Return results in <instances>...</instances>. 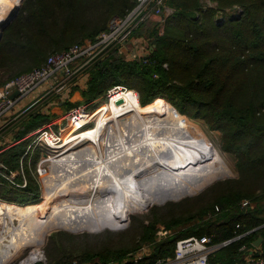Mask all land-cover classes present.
Masks as SVG:
<instances>
[{"label":"trees","instance_id":"16d2710c","mask_svg":"<svg viewBox=\"0 0 264 264\" xmlns=\"http://www.w3.org/2000/svg\"><path fill=\"white\" fill-rule=\"evenodd\" d=\"M211 1L214 5L205 7L202 0H166L174 11L157 21L155 18H163L164 12L151 16L132 34L150 36L154 50L129 59L117 47L112 48L88 68V87L81 92L94 100L121 79L139 91L146 104L138 99L142 109L159 100L179 115L181 112L203 119L211 130L220 131L222 149L235 156L238 176L218 180L196 197L154 206L145 216L133 215V226L122 244H114L111 239L101 242L108 232L74 234L66 248L64 235H54L50 237L54 264H136L133 256L144 245H149L151 252L138 264L154 263L174 256L178 240L203 235H211L213 243L231 240L209 255L208 264H245L241 247H253L260 237L255 256L264 258V0ZM136 2L24 0L17 15L0 30V86L42 65L52 53L87 38L96 39L108 29L114 15L126 14ZM221 13L223 19L218 18ZM48 120L45 113L32 114L17 136ZM7 150L1 158L13 166L11 157L16 153L7 159ZM3 182L1 198L31 203L25 200L32 195L31 187L17 190ZM245 200L249 201L247 205H243ZM158 223L171 230L160 239Z\"/></svg>","mask_w":264,"mask_h":264},{"label":"bare ground","instance_id":"6f19581e","mask_svg":"<svg viewBox=\"0 0 264 264\" xmlns=\"http://www.w3.org/2000/svg\"><path fill=\"white\" fill-rule=\"evenodd\" d=\"M15 5L16 0H0V24ZM131 95L129 92L125 96ZM121 103L113 117L105 123L100 120L97 130L78 136L75 143L69 141L68 152L54 164L50 176L65 185L61 195L81 189L91 191L84 196L64 197L67 208L63 219L69 226L116 223L121 219L118 208L142 202L152 194L190 189L229 166L204 129L191 119H179L168 105L141 112L138 104ZM84 138L99 143L77 146ZM11 209V202L0 205V214H5L0 217L6 225L0 232V248L8 237L26 240L0 249V264H8L20 244H35L31 241L39 238L43 229L36 223L34 211L22 210L15 215ZM16 218L21 223L13 229L9 223ZM41 222L52 224L49 212L42 213Z\"/></svg>","mask_w":264,"mask_h":264},{"label":"built area","instance_id":"2783aa9c","mask_svg":"<svg viewBox=\"0 0 264 264\" xmlns=\"http://www.w3.org/2000/svg\"><path fill=\"white\" fill-rule=\"evenodd\" d=\"M172 9L167 5L166 0H137L136 5L126 14L114 15L109 21L108 29L101 32L100 36H97L96 39L87 38L81 43L73 44L68 49L52 53L42 65L4 82L0 86V134L10 129H17L22 123V119L33 110L39 108L40 111L44 110L48 113V109L52 104L63 105L69 100L71 92L75 87L87 89L89 81L87 71L91 65L105 57L114 47H117L120 52L128 50L131 42L135 43L138 41L131 40L132 34L137 27L151 16L169 12ZM240 10L238 8V11ZM165 66L167 65L165 64ZM16 91L18 93L13 96ZM132 91L134 89L115 85L108 91L110 98L108 103L111 104L113 100L118 101ZM43 101L47 102L46 107L40 106ZM103 106L101 105L99 108L93 110L92 113L80 107L69 110L70 122L58 130L53 128L54 122H46L25 136L8 137L9 139L7 138L3 145L6 149L27 144L14 169H9L0 159V174L5 178L8 185L17 190L28 188L29 180L24 161L28 155H33L32 151L35 148L41 147L46 149L47 152L39 160L36 169L32 170L31 164L30 169L33 178L39 184L40 180L44 178L45 190L49 189V185H51L49 175L54 174V164L60 161L61 157L68 152L70 144H72L67 141L71 139L70 133L75 131L76 135H79L82 131L91 128L95 130L98 127L96 114L98 113L99 117V112ZM93 120L95 121V125L87 126ZM101 134L102 131H100L99 135ZM26 141L28 142L26 143ZM87 141L89 144L84 147L92 144L97 146L99 143L98 141L84 138L81 139L77 146L80 145L79 147L82 148V144ZM100 152L102 153L103 151L100 150ZM4 202L7 201L0 198V205H3ZM248 203L249 201L245 200L243 205H247ZM9 224H13V222ZM0 225L1 228L5 226L1 217ZM169 233V229L164 225H160L157 231V238L165 237ZM230 241L213 243L211 235L190 236L177 241L174 256L158 259L154 263L143 262L141 264H208L209 255ZM26 249H30V253L26 258L21 260L20 264H49L44 251L40 247L36 248L33 244H30L27 245ZM241 249L247 254V264H264L263 257L255 256L257 252L256 247L243 245ZM36 252L39 253L35 257H32Z\"/></svg>","mask_w":264,"mask_h":264},{"label":"rangeland","instance_id":"374dc122","mask_svg":"<svg viewBox=\"0 0 264 264\" xmlns=\"http://www.w3.org/2000/svg\"><path fill=\"white\" fill-rule=\"evenodd\" d=\"M24 0H16V5H18L19 3H23ZM202 3L205 7L207 6H211L214 5L212 3L211 0H202ZM15 5V7H16ZM168 5V4H167ZM15 9H13L9 15L6 17V21L3 24H7L14 13ZM174 11V9L170 10L169 12H164L163 13V18L161 17H157L155 18V20H159V19H165L166 16L170 15L172 12ZM234 12V14H237L238 11H231L228 10V13ZM218 18L223 19V14H219ZM164 23V20H162ZM154 23V22H151ZM2 28V24L0 25V30ZM134 47V49H133ZM155 46L152 45V40L150 36H139L138 37V41L137 42H131L128 46V50H123L122 52L119 51L120 54L126 56L129 59L132 58H141L142 56H146L148 55L152 50H154ZM133 49V50H132ZM133 52V54H131ZM138 51V52H137ZM8 76H4L3 79L7 78ZM3 84V83H2ZM115 85H122V86H126L129 89H134V91L130 92L132 93L131 97L130 96H125L124 98L120 99L119 101L122 102H126L128 104H131L132 106L136 107L138 104V110H140L141 112H144L145 110H151V109H155L161 105H168L170 108L171 106L168 103H159V100H154L155 103H153L150 107H146V108H141L139 105H146L143 104L141 99H140V93L139 91L134 88V87H129L127 85H125L124 82H122V80L120 79V82H118V84ZM115 85H111L109 86L104 92L103 94H101L99 97L95 98L94 100L90 99L89 96L83 94L81 91L80 92H76V96L73 97L72 95H70L69 100L67 101V103H64L62 106H58V105H53L51 106L50 112H48L46 114V112L40 111L39 108L36 110H33L32 112H30L28 115H26L22 120V125L24 124V121H27L30 119L32 114H36V113H41V114H46L47 117H49V120L47 122H54L53 123V128L58 130L60 127H64L65 125L68 124V122H70V115H68L69 110L73 109V108H77L80 107L82 109H85L86 111L92 113L93 110L99 108L101 105H104L101 109V111L99 112V117L97 116V120H98V125L100 120L104 121V123L106 122V120L110 119L111 117L114 116L116 110L119 108V105L122 104L121 102H117L115 100L112 101L111 104H109V89H111L112 87H114ZM72 94V92H71ZM139 99V103L138 102ZM166 102H168L167 100H164ZM46 101H43L42 104L40 106L43 105V107H46ZM170 103V102H169ZM172 104V103H170ZM173 105V104H172ZM175 107V105H173ZM151 108V109H150ZM176 108V107H175ZM172 109V108H171ZM177 109V108H176ZM173 110V109H172ZM178 110V109H177ZM174 111V110H173ZM179 111V110H178ZM180 112V111H179ZM174 113L178 116L179 119L181 120H185V118L183 117H189L186 114H183L180 112L181 115H179L178 113H176L174 111ZM98 115V114H96ZM191 120H193L194 122H196L197 124H199L204 131L206 132V134L209 136V138L211 139V141L215 144V146L218 148V151L221 153V155L223 156V158L227 161V163L229 164L228 168L222 171H219L218 173L213 174L212 177H208L206 179H204L203 181H201L198 185H196L195 187H192L190 189H186V190H182V191H178V192H168V193H163L160 195H150L147 199H145L142 202H139L137 204L134 205H129V206H125L122 208H118L117 212L119 213V215L121 216V219L116 222V223H109V221H106L107 223H103L102 225L99 226H93L90 224H84V225H79V226H69L67 224H65L64 219H63V214L65 213V208L66 204L63 203L64 201V197L69 196L70 198L73 197H77V196H84V195H88L91 191H88L86 189H81L78 192H74V191H70L71 193H69V191H67V194L61 195L62 193V189L65 187V185L63 183H59V182H55L54 177H51L49 175V181L51 182V185H49V189L45 190V183H44V178L43 180H40V184L37 182V180H35L32 176V171L30 169V164H31V168L32 170H35L37 167V164L39 162V160L42 158L43 154L46 153V149H43L41 147H37L35 148L32 153L33 155H28L25 158V169H26V174H27V178L29 180V186L28 188L31 187L30 193H34L32 195H29L27 193V195H29L28 197L26 196L25 200H30L28 202V204L25 205H20L17 203H13L14 205V209H11L12 212L15 215H18L22 210H29V211H34L35 215V221L36 223L41 227H43L42 231L40 232V237L31 241L30 239L27 240V242L31 241L34 242L35 244H33L36 248H41V250L44 251L45 257H47V261L49 264H54V262L56 261L55 257H54V246L53 243L50 241V237L55 235V238H57L58 236L64 235V238L62 239L63 243L65 242V245L68 243L69 240H71V235H82V234H101V233H106L107 237H103V241H105L106 239L108 240H112V242H114V244H122L124 241L125 233L132 228L133 223H132V216H145L148 211L150 209H152L154 206H162V205H166L169 203H178L181 202L187 198H193L196 197L198 195H200L202 192H204L206 189L210 188L211 186H213L214 184H216L218 182V180H223V179H227V178H234L238 176V172H237V168H236V158L233 154L226 152L225 150L222 149L221 146V133L218 130H211L209 128V126L206 124V122L203 119L200 118H191L189 117ZM95 121H91L87 126H93ZM97 125V126H98ZM22 128V127H21ZM98 128V127H97ZM97 128L95 130H97ZM90 130H94V129H88L86 131H82L79 135H76V132L71 133L70 140H74L73 143L76 142V139L78 138V136H83L86 135ZM94 130V131H95ZM7 132L5 133V136H7ZM70 140H67L68 142ZM66 141V143H67ZM89 144V142H85L82 144V146L84 147L85 145ZM27 147V144L24 145H19V146H14L9 148V150H7V159L8 157L12 156L14 153H16V156L11 157V164L13 166L16 165L20 155L25 151ZM104 149V146H103ZM218 151H217V155H218ZM103 155H105V152H102ZM53 168V167H52ZM14 169V168H13ZM225 171V172H224ZM51 174V171H50ZM218 174V175H216ZM216 175V176H214ZM221 177V178H220ZM219 178V179H217ZM47 179V177H46ZM75 184V183H74ZM77 185V187H79L80 185ZM72 185V186H75ZM27 188V189H28ZM86 192V193H85ZM69 193V194H68ZM188 193V194H186ZM73 194H75L73 196ZM186 194V195H184ZM184 195V196H183ZM182 196V197H181ZM180 197V198H179ZM68 198V197H66ZM167 198H176V199H169L166 200ZM163 199V200H162ZM158 200H162L160 202L154 203L150 206L149 205L151 202L153 201H158ZM166 200V201H165ZM165 201V202H164ZM27 202V201H26ZM63 208V210H62ZM6 209V208H4ZM133 210H137L132 212ZM6 211V210H5ZM63 211V212H62ZM44 212H49L50 213V218L52 221V224L50 225H43L41 222V216L42 213ZM0 216H5L1 215ZM128 218V220L126 221V219ZM19 218L14 219L13 224H10L11 227L15 228H19L20 226V220H18ZM126 222V223H125ZM124 224L122 226L119 227H111V226H107L102 228L103 226L106 225H117V224ZM160 225H164L162 223H158L157 225V231H158V227ZM6 226V225H5ZM83 227H89L91 229H82ZM102 228V229H101ZM3 229V227L1 228L0 225V231ZM17 230V229H16ZM50 231V232H49ZM49 232V233H48ZM45 233H48L45 235ZM10 235V234H9ZM45 235V236H44ZM26 238L24 237H17L15 239L10 240V238L8 237V239H6L3 243V245H1V250L5 248V246H7L8 244H12L15 242H23L25 241ZM76 241H81V240H77L74 239ZM32 244V243H30ZM29 245V244H27ZM27 245L24 247L22 244H20L18 246V248H16L13 253V257L12 259H10V261L8 262V264H20L21 260L26 258L29 255V251L30 249H26ZM63 245V246H65ZM3 246V247H2ZM62 246V248L64 249V247ZM68 246L66 245V248Z\"/></svg>","mask_w":264,"mask_h":264},{"label":"crops","instance_id":"0c3cea01","mask_svg":"<svg viewBox=\"0 0 264 264\" xmlns=\"http://www.w3.org/2000/svg\"><path fill=\"white\" fill-rule=\"evenodd\" d=\"M131 40H138V37H132V39ZM137 42V41H136ZM133 49H134V47H133ZM132 49V50H133ZM138 52V51H137ZM132 53L134 54L135 52H133L132 51ZM87 74L89 75V77H90V74H89V72L87 71ZM75 89V88H74ZM81 90H83V89H80V88H77V90H74L73 92H72V96L73 97H75L76 96V92H80ZM52 106H53V104H52ZM55 106V105H54ZM58 106H62L61 104H59ZM50 108H51V106H50ZM48 112H50V109H48ZM47 114V113H46ZM1 123V122H0ZM22 125V123L19 125V127L17 128V129H10L8 132H7V136H5V133L4 132H2L1 134H0V159L4 162V160L1 158V154H3L4 152H5V150H6V148H4V141L5 140H7V138L9 137V138H14L15 136H17V133L22 129L21 126ZM12 130V131H11ZM33 131V130H32ZM6 132V131H5ZM28 134V133H27ZM26 134V135H27ZM25 136V135H24ZM8 138V139H9ZM71 141V140H70ZM28 141H26V143H27ZM9 149V148H8ZM4 164L9 168V169H11V168H14L15 166H8L5 162H4ZM17 164V163H16ZM3 181H5V183L8 185V183L6 182V180H5V178H3L2 177V175L0 174V183H4ZM9 186V185H8ZM10 187V186H9ZM11 188V187H10ZM1 198V197H0ZM3 199V198H2ZM8 202V201H7ZM170 232H171V230H170ZM253 247H256V248H258V250L260 249V247H257L256 245H255V243H254V246ZM151 252V247L149 246V245H144V247L142 248V249H140V250H138L135 254H134V256H133V259H134V261L136 262V264H138L139 263V260L140 259H142L145 255H148L149 253ZM246 252L244 251V256H243V259H244V261H245V264H247V258H246ZM146 262H150V261H146ZM143 263V262H142Z\"/></svg>","mask_w":264,"mask_h":264},{"label":"water","instance_id":"95a60500","mask_svg":"<svg viewBox=\"0 0 264 264\" xmlns=\"http://www.w3.org/2000/svg\"><path fill=\"white\" fill-rule=\"evenodd\" d=\"M22 5V3L21 4H19L18 6H16L15 7V11H14V13H13V16H12V18H11V20L17 15V12H18V10H19V8H20V6ZM6 21V20H5ZM5 21H3L1 24H2V27H4V25L5 24H3ZM0 24V25H1ZM100 35H98V37H99ZM2 37V32H0V38ZM18 93V91H16L14 94H13V96H15L16 94ZM120 100V99H119ZM117 101V102H121V101ZM261 242H262V237H260L259 239H257V241L255 242V245L257 246V247H259L260 246V244H261ZM93 264H100L98 261H96V262H94Z\"/></svg>","mask_w":264,"mask_h":264}]
</instances>
